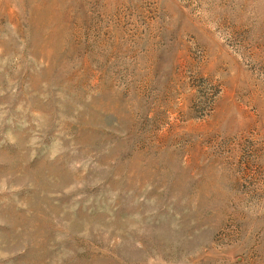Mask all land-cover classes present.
Listing matches in <instances>:
<instances>
[{"label": "rangeland", "instance_id": "1", "mask_svg": "<svg viewBox=\"0 0 264 264\" xmlns=\"http://www.w3.org/2000/svg\"><path fill=\"white\" fill-rule=\"evenodd\" d=\"M0 264H264V0H0Z\"/></svg>", "mask_w": 264, "mask_h": 264}]
</instances>
